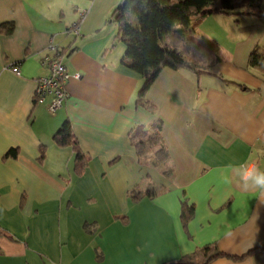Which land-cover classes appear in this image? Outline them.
<instances>
[{
	"label": "crops",
	"instance_id": "crops-1",
	"mask_svg": "<svg viewBox=\"0 0 264 264\" xmlns=\"http://www.w3.org/2000/svg\"><path fill=\"white\" fill-rule=\"evenodd\" d=\"M119 3L0 0V26L10 24L0 27V264H167L206 246L230 256L208 264H264V188L255 184L264 74L247 58L264 51V0L256 14L191 17L178 44L163 37L197 71L161 68L143 97L152 111L137 104L142 76L121 62L110 18ZM190 34L207 35L210 48H193ZM50 41L67 72L81 75L66 81L53 115L34 101ZM66 119L86 159L79 174L73 148L52 141ZM158 121L168 175L142 164L129 138ZM11 148L16 157L4 158ZM249 162L255 173L245 180ZM183 207L192 209L185 221Z\"/></svg>",
	"mask_w": 264,
	"mask_h": 264
},
{
	"label": "trees",
	"instance_id": "trees-1",
	"mask_svg": "<svg viewBox=\"0 0 264 264\" xmlns=\"http://www.w3.org/2000/svg\"><path fill=\"white\" fill-rule=\"evenodd\" d=\"M216 2V0H121V3L110 13V18L117 27L116 39L125 46L121 62L140 74L143 79L142 85L139 87L137 104L148 110H153V107L143 97L161 68L179 69L185 67L197 71L183 56L182 51L169 46H161L160 42L163 37L178 44L179 40L190 32L191 17H201L213 12L256 14L257 12L253 9L258 7L260 0H218V5ZM132 18L136 22L134 25L129 23ZM176 24L179 26L175 27ZM9 25L3 24L0 27L3 31H7ZM247 58L249 68L264 74V51L254 49ZM240 86L244 87V85ZM160 131L161 122L158 121L149 128L137 126L129 137L139 158L146 153L147 149L153 148L154 165L162 163L168 158ZM52 141L59 147L71 146L73 148L75 152L74 170L79 174L85 167L86 159L77 149L67 119L54 133ZM43 153L44 149L41 148L40 159L43 158ZM16 154L17 149L11 148L4 154V158H14ZM161 173L168 175L169 171ZM139 194L141 193L135 192L132 193V196L137 198ZM181 210V219L185 221L189 218L192 209L183 207ZM224 256L230 257L215 246H206L176 264H208L213 259ZM231 258L240 259L242 257L231 256Z\"/></svg>",
	"mask_w": 264,
	"mask_h": 264
},
{
	"label": "built area",
	"instance_id": "built-area-1",
	"mask_svg": "<svg viewBox=\"0 0 264 264\" xmlns=\"http://www.w3.org/2000/svg\"><path fill=\"white\" fill-rule=\"evenodd\" d=\"M93 1V0H90ZM84 11L79 13L82 20ZM78 23H74L69 30L75 34L79 32ZM51 42V41H50ZM48 51L41 56L40 65L47 69L48 73L37 79V86L34 92L35 103L44 104L50 114L55 112L63 106V103L68 98V93L65 87L66 81L69 77L79 79L80 73L76 72L69 74L64 63V52L54 43H49ZM15 73H18V67L11 65L10 67ZM255 163H244L241 166L243 179H249L255 173Z\"/></svg>",
	"mask_w": 264,
	"mask_h": 264
},
{
	"label": "rangeland",
	"instance_id": "rangeland-1",
	"mask_svg": "<svg viewBox=\"0 0 264 264\" xmlns=\"http://www.w3.org/2000/svg\"><path fill=\"white\" fill-rule=\"evenodd\" d=\"M216 1L218 2V0H216ZM255 9H256V7H255ZM129 23L130 24H133V25H134V23L136 24V22L134 21V18L130 19V22ZM177 26H179V25L176 24L175 27H177ZM190 35L194 36L193 34H190ZM190 35H188L187 39L189 40V42H190V40L192 41V45H193L192 47L193 48H196L197 46H199L198 45L199 43H201L204 46H206L204 48H210L209 45H206L207 44V39H206L207 38V35L203 36V38H204L203 41L200 39L199 36H194V39L195 38L197 39V40H194L193 37H191ZM212 49L216 50L215 48H212ZM191 72H193V71L191 70ZM153 153H154L153 148L152 149H147L146 150V153L141 156V158H140L141 161L140 162H142V164H144V165H146V166H148L150 168L156 169L159 172H162L163 171L164 173H166L168 171V168H167V166L163 165V162L162 163H159V164L156 163L155 165L153 164V163H155L154 162V154Z\"/></svg>",
	"mask_w": 264,
	"mask_h": 264
},
{
	"label": "clouds",
	"instance_id": "clouds-1",
	"mask_svg": "<svg viewBox=\"0 0 264 264\" xmlns=\"http://www.w3.org/2000/svg\"><path fill=\"white\" fill-rule=\"evenodd\" d=\"M255 184L257 187H260V188H264V173H260L256 180H255Z\"/></svg>",
	"mask_w": 264,
	"mask_h": 264
},
{
	"label": "water",
	"instance_id": "water-1",
	"mask_svg": "<svg viewBox=\"0 0 264 264\" xmlns=\"http://www.w3.org/2000/svg\"><path fill=\"white\" fill-rule=\"evenodd\" d=\"M167 264H176L175 262H170V263H167Z\"/></svg>",
	"mask_w": 264,
	"mask_h": 264
}]
</instances>
